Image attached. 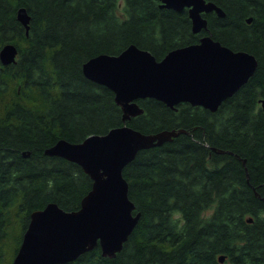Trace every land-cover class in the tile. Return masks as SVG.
Listing matches in <instances>:
<instances>
[{
  "label": "trees",
  "instance_id": "1",
  "mask_svg": "<svg viewBox=\"0 0 264 264\" xmlns=\"http://www.w3.org/2000/svg\"><path fill=\"white\" fill-rule=\"evenodd\" d=\"M211 1L225 15L204 13L207 28L194 32L187 7L161 0H0V48L19 49L15 62L0 60V264H11L33 210L78 209L92 187L81 165L46 148L125 123L114 91L83 63L130 44L162 59L203 35L253 53V75L215 111L137 99L144 111L128 125L185 132L125 165L141 214L123 248L108 256L98 243L59 264H264V0ZM20 6L31 15L28 33Z\"/></svg>",
  "mask_w": 264,
  "mask_h": 264
},
{
  "label": "water",
  "instance_id": "2",
  "mask_svg": "<svg viewBox=\"0 0 264 264\" xmlns=\"http://www.w3.org/2000/svg\"><path fill=\"white\" fill-rule=\"evenodd\" d=\"M161 5L176 10L187 7L194 32L207 28L204 13L216 11L225 15L211 0H161ZM17 18L28 33L31 15L25 6L18 8ZM18 53L15 43L6 42L0 48V60L6 65L13 63ZM257 65L253 53L234 50L210 35H203L197 43L174 48L162 59L148 49L130 44L120 53H99L85 61L84 74L114 91L125 123L81 141L60 138L46 148L50 155L81 165L92 178V187L78 209L67 210L57 202H49L33 210L12 264L72 262L98 243L104 255L115 256L141 214L134 213L136 206L129 197V182L123 174L125 165L140 149L162 144L185 132L179 129L144 133L128 125V119L144 111L137 99L155 97L171 107L188 101L215 111L249 80ZM261 100L264 106V98ZM224 257L219 258L223 261Z\"/></svg>",
  "mask_w": 264,
  "mask_h": 264
},
{
  "label": "flooded vegetation",
  "instance_id": "3",
  "mask_svg": "<svg viewBox=\"0 0 264 264\" xmlns=\"http://www.w3.org/2000/svg\"><path fill=\"white\" fill-rule=\"evenodd\" d=\"M30 221V220H29ZM28 224H29V222H28ZM28 226V225H27ZM27 228V227H26ZM26 230V229H25ZM25 232V231H24ZM24 232H23V234H22V239H23V235H24ZM21 242H22V240H21ZM20 245H21V243H20ZM19 245V246H20ZM18 250V249H17ZM16 253H17V251H16ZM16 253L14 254V256H13V259H12V261H11V264H12V262H13V260H14V257H15V255H16Z\"/></svg>",
  "mask_w": 264,
  "mask_h": 264
}]
</instances>
